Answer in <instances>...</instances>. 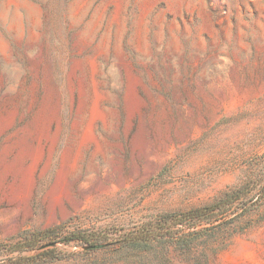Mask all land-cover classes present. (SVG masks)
<instances>
[{
	"label": "rangeland",
	"instance_id": "374dc122",
	"mask_svg": "<svg viewBox=\"0 0 264 264\" xmlns=\"http://www.w3.org/2000/svg\"><path fill=\"white\" fill-rule=\"evenodd\" d=\"M0 264H264V0H0Z\"/></svg>",
	"mask_w": 264,
	"mask_h": 264
},
{
	"label": "trees",
	"instance_id": "16d2710c",
	"mask_svg": "<svg viewBox=\"0 0 264 264\" xmlns=\"http://www.w3.org/2000/svg\"><path fill=\"white\" fill-rule=\"evenodd\" d=\"M198 212H200V211H196V213H198ZM52 232L53 231H51V230L50 231H45V232H40V233L36 234V240H40V238H42L41 237L42 235H44L45 238H49L50 236H52ZM74 240L86 242L85 238L83 236H81L79 233L78 234H73L71 237L65 239V241H67V242H71V241H74Z\"/></svg>",
	"mask_w": 264,
	"mask_h": 264
}]
</instances>
